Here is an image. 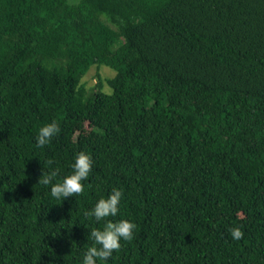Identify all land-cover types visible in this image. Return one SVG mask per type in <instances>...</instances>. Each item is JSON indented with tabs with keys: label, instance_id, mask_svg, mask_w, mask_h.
Returning a JSON list of instances; mask_svg holds the SVG:
<instances>
[{
	"label": "trees",
	"instance_id": "obj_1",
	"mask_svg": "<svg viewBox=\"0 0 264 264\" xmlns=\"http://www.w3.org/2000/svg\"><path fill=\"white\" fill-rule=\"evenodd\" d=\"M114 187L137 227L106 264H264V0H0V264H80Z\"/></svg>",
	"mask_w": 264,
	"mask_h": 264
},
{
	"label": "clouds",
	"instance_id": "obj_2",
	"mask_svg": "<svg viewBox=\"0 0 264 264\" xmlns=\"http://www.w3.org/2000/svg\"><path fill=\"white\" fill-rule=\"evenodd\" d=\"M60 131L55 120L44 123L39 127L35 136V144L38 148L50 143L51 139ZM93 165V159L86 151H79L74 155L70 165L71 171L62 179L53 182L57 176L56 171H50L40 177L39 183L50 185V196L53 199L65 200L74 194H80L85 185L82 183L88 176ZM122 198V191L113 188L107 197L99 198L94 206L87 210L84 215L90 221H103L100 227H91L87 240L91 243L87 246L80 258V264H106L113 255L114 250L120 248L121 240L130 241L136 229V224L130 219L110 220L109 217H116L119 211V204ZM229 233L233 240H239L243 233L239 226L231 227Z\"/></svg>",
	"mask_w": 264,
	"mask_h": 264
},
{
	"label": "rangeland",
	"instance_id": "obj_3",
	"mask_svg": "<svg viewBox=\"0 0 264 264\" xmlns=\"http://www.w3.org/2000/svg\"><path fill=\"white\" fill-rule=\"evenodd\" d=\"M74 2H77L78 0H72ZM115 72L111 70L108 67H101V69L94 67L90 70V72L87 74V76L84 78L86 82L89 83V86H93L98 82V77L107 78V77H113ZM103 92L105 93H111V89L108 85H106L103 88Z\"/></svg>",
	"mask_w": 264,
	"mask_h": 264
}]
</instances>
